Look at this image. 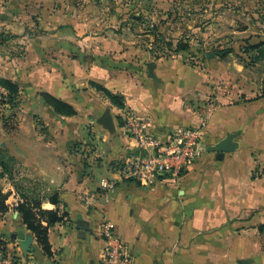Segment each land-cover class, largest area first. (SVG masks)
Instances as JSON below:
<instances>
[{
  "label": "crops",
  "instance_id": "0c3cea01",
  "mask_svg": "<svg viewBox=\"0 0 264 264\" xmlns=\"http://www.w3.org/2000/svg\"><path fill=\"white\" fill-rule=\"evenodd\" d=\"M123 74L119 86L108 88L124 97V107L110 101L99 105L102 111L89 119L93 126L80 139L81 150L74 146L76 116L54 113L53 126L44 131H28L23 123L1 131L0 148L16 159V181L27 177L36 184L22 190L35 191L43 209L64 216L49 230L48 256L13 206L20 194L0 177V188L9 193V208L0 211V237L15 249L20 264H104L103 216L114 224L134 264H264V235L258 228L264 225V86L228 96L221 89L214 92L218 107L203 130L205 152L183 177L161 179L150 188L122 181L97 206L82 201L102 179L116 178L117 165L138 152L125 128L128 112L149 118L151 133L166 140L180 127L200 125L210 99L206 72L180 60H159L143 81ZM47 91L81 112L71 93L61 87ZM42 108L46 111V104ZM107 109L111 130L98 122ZM230 135L233 150H209ZM54 195L57 204L49 200ZM21 232L32 238L34 250L27 255L18 240Z\"/></svg>",
  "mask_w": 264,
  "mask_h": 264
},
{
  "label": "rangeland",
  "instance_id": "374dc122",
  "mask_svg": "<svg viewBox=\"0 0 264 264\" xmlns=\"http://www.w3.org/2000/svg\"><path fill=\"white\" fill-rule=\"evenodd\" d=\"M0 33V87H16L12 104L0 95V133L53 126L56 112L43 96L61 87L81 111L79 150L110 101L101 89L112 92L123 73L148 79L159 60L205 71L210 99L220 89L228 96L264 86V59L253 48L264 43V0H0ZM17 182L36 187L27 177Z\"/></svg>",
  "mask_w": 264,
  "mask_h": 264
},
{
  "label": "built area",
  "instance_id": "2783aa9c",
  "mask_svg": "<svg viewBox=\"0 0 264 264\" xmlns=\"http://www.w3.org/2000/svg\"><path fill=\"white\" fill-rule=\"evenodd\" d=\"M9 92L0 87V95L7 100ZM218 104L209 99L200 125L197 127H180L171 132L166 140L151 133L152 123L147 117H139L133 112L125 116L127 133L136 142L138 152L129 156L115 168L116 178L102 179L99 187L82 196L87 206H97L101 199L108 200L119 182L133 181L142 187H153L161 179L177 180L203 156V130L207 126ZM1 170V167H0ZM22 201L14 202V207ZM101 234L105 240L103 253L104 264H134V256L116 232L114 224L103 216ZM0 264H20L15 249L0 237Z\"/></svg>",
  "mask_w": 264,
  "mask_h": 264
},
{
  "label": "trees",
  "instance_id": "16d2710c",
  "mask_svg": "<svg viewBox=\"0 0 264 264\" xmlns=\"http://www.w3.org/2000/svg\"><path fill=\"white\" fill-rule=\"evenodd\" d=\"M0 36L3 34L0 33ZM181 48H188L187 45H181ZM254 49L258 50V59H264V43H259L253 46ZM3 87L9 92L7 103H13L14 98H12V92L16 90V87L9 81H3ZM105 92L111 103L119 108L124 107V97L122 95L114 94L107 89H101ZM45 101L51 105L58 115L62 116H75L77 111L75 108L66 103L65 101L51 95L50 93L44 94ZM16 164V159L7 154L4 149L0 148V177H7L15 189L20 194L21 200L15 207L19 214L21 215L24 224L27 228L35 235L39 246L43 249L45 254L48 256L52 255L51 245L49 242V230L52 226L57 223L64 221V216L59 215L58 212L54 210H45L42 207L43 199L39 198L35 191L28 193L22 190V186L16 181L14 177V167ZM9 198V193H5L0 188V211L5 212L8 210L7 200ZM57 195L50 197V202L53 204L58 203ZM259 232L264 235V225H260Z\"/></svg>",
  "mask_w": 264,
  "mask_h": 264
},
{
  "label": "water",
  "instance_id": "95a60500",
  "mask_svg": "<svg viewBox=\"0 0 264 264\" xmlns=\"http://www.w3.org/2000/svg\"><path fill=\"white\" fill-rule=\"evenodd\" d=\"M99 124H101L106 129H113L114 123L112 118L108 112H105L99 119ZM233 139V135L228 136L224 139L218 146L210 147V151H217L220 153L228 152L233 150V147L230 145V142ZM18 240L20 242L21 248L24 250L25 255L28 254L29 251H33L34 249L31 248L32 238L30 236H26L23 232L19 233Z\"/></svg>",
  "mask_w": 264,
  "mask_h": 264
}]
</instances>
